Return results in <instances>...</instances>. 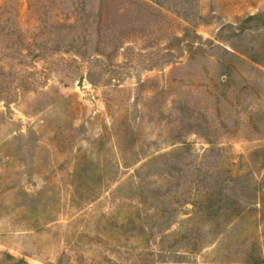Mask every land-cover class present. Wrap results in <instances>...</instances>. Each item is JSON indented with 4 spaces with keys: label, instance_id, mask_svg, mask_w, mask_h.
Returning a JSON list of instances; mask_svg holds the SVG:
<instances>
[{
    "label": "rangeland",
    "instance_id": "1",
    "mask_svg": "<svg viewBox=\"0 0 264 264\" xmlns=\"http://www.w3.org/2000/svg\"><path fill=\"white\" fill-rule=\"evenodd\" d=\"M0 264H264V0H0Z\"/></svg>",
    "mask_w": 264,
    "mask_h": 264
}]
</instances>
